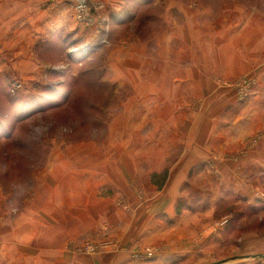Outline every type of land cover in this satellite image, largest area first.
Returning a JSON list of instances; mask_svg holds the SVG:
<instances>
[{"label":"rangeland","instance_id":"rangeland-1","mask_svg":"<svg viewBox=\"0 0 264 264\" xmlns=\"http://www.w3.org/2000/svg\"><path fill=\"white\" fill-rule=\"evenodd\" d=\"M188 139L208 144L175 215H202L176 264H264L242 258L264 254V0H0V264L117 249L87 216L104 208L159 229L160 166ZM17 181L32 187L11 213Z\"/></svg>","mask_w":264,"mask_h":264},{"label":"crops","instance_id":"crops-1","mask_svg":"<svg viewBox=\"0 0 264 264\" xmlns=\"http://www.w3.org/2000/svg\"><path fill=\"white\" fill-rule=\"evenodd\" d=\"M179 119L180 118L176 116L172 121L176 122L179 121ZM212 119L213 117H205L206 123L210 124L209 133L211 136L213 135V129H215L213 127L214 121ZM207 144L208 143H199L198 140L194 142L190 141V139L187 141L185 140L184 147L187 151L184 150V152H182V158L180 157L181 159L171 166H160V173L169 171L172 172V175H169L168 178H166L167 180L164 181V185L161 187V191H164V193H160V198H154L156 202L154 201V209L151 212V217L156 219V216L159 215V229L157 226L155 228L152 222H149V220L145 221L143 218L138 219L132 226H129L127 216L122 210H120L121 213L119 214H113L110 212L112 209L110 210L106 208L102 211H95L96 213L93 211V213L90 214L91 216L87 215L94 220V225H92V228H94L93 230H100L103 226L104 229H109L115 237L117 249L105 252L103 255L88 258H78L67 253L66 255H62L59 261H53L49 264H176L182 259L188 257L192 251H196V246L194 243L192 244L190 242V239L193 231L197 229V223L194 222V219L198 216L200 217L202 214L197 211L193 212L188 206L182 208L179 216H176L175 213L176 204H188L189 199L178 198V189L181 185L180 180L182 177L184 178V173L182 172H188L197 164V162L193 161L187 162L186 159L191 154H194V151H196L198 147H201V149L204 147V151L206 152L205 147H207ZM201 165L202 164H200V166ZM161 177L164 178V175H160V178ZM96 199H98V203L100 204L110 201L108 198H94V200ZM109 218H111L112 221H110ZM100 220L105 221L100 222ZM102 224L104 225L102 226ZM89 233L91 232H87L86 234ZM85 235H82L81 239H83ZM157 235H160L159 253H156L155 256L150 259L143 260L133 256V244L136 241L144 240L148 242L150 240V242H148V244H150L151 240ZM67 236V239L69 240L74 239L73 236L69 234H67ZM148 244H146L147 248L149 247ZM61 246L64 247V244L62 243Z\"/></svg>","mask_w":264,"mask_h":264},{"label":"clouds","instance_id":"clouds-1","mask_svg":"<svg viewBox=\"0 0 264 264\" xmlns=\"http://www.w3.org/2000/svg\"><path fill=\"white\" fill-rule=\"evenodd\" d=\"M48 131V126L43 122H36L31 127V132L35 137H40ZM31 185L25 181H17L11 185V195L8 201V209L11 213L19 211V204L31 191Z\"/></svg>","mask_w":264,"mask_h":264},{"label":"water","instance_id":"water-1","mask_svg":"<svg viewBox=\"0 0 264 264\" xmlns=\"http://www.w3.org/2000/svg\"><path fill=\"white\" fill-rule=\"evenodd\" d=\"M244 259L256 260V259H264V254L260 255H251V256H244Z\"/></svg>","mask_w":264,"mask_h":264},{"label":"built area","instance_id":"built-area-1","mask_svg":"<svg viewBox=\"0 0 264 264\" xmlns=\"http://www.w3.org/2000/svg\"><path fill=\"white\" fill-rule=\"evenodd\" d=\"M88 247V246H87ZM86 249H88V252L90 251V250H92L93 249V247L92 246H89L88 248H86ZM151 255L150 254H148V257H150Z\"/></svg>","mask_w":264,"mask_h":264}]
</instances>
